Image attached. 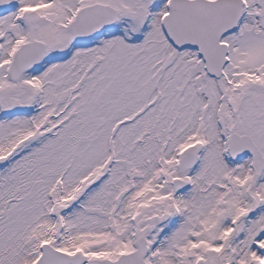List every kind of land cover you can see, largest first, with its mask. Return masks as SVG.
Here are the masks:
<instances>
[{
    "label": "snow or ice",
    "instance_id": "snow-or-ice-1",
    "mask_svg": "<svg viewBox=\"0 0 264 264\" xmlns=\"http://www.w3.org/2000/svg\"><path fill=\"white\" fill-rule=\"evenodd\" d=\"M0 264H264V0H0Z\"/></svg>",
    "mask_w": 264,
    "mask_h": 264
}]
</instances>
